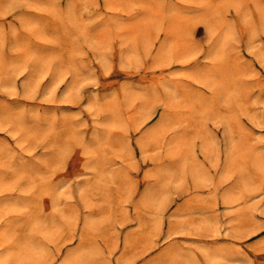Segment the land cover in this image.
Here are the masks:
<instances>
[{
  "label": "rangeland",
  "instance_id": "obj_1",
  "mask_svg": "<svg viewBox=\"0 0 264 264\" xmlns=\"http://www.w3.org/2000/svg\"><path fill=\"white\" fill-rule=\"evenodd\" d=\"M0 264H264V0H0Z\"/></svg>",
  "mask_w": 264,
  "mask_h": 264
}]
</instances>
